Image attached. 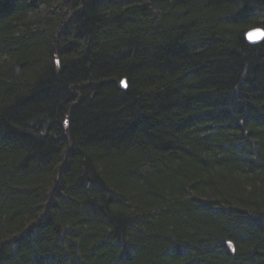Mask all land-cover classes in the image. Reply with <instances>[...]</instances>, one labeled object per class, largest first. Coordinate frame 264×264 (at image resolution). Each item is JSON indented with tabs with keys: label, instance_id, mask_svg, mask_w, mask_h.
I'll return each mask as SVG.
<instances>
[{
	"label": "trees",
	"instance_id": "1",
	"mask_svg": "<svg viewBox=\"0 0 264 264\" xmlns=\"http://www.w3.org/2000/svg\"><path fill=\"white\" fill-rule=\"evenodd\" d=\"M256 27L264 0H0V264H264Z\"/></svg>",
	"mask_w": 264,
	"mask_h": 264
},
{
	"label": "water",
	"instance_id": "2",
	"mask_svg": "<svg viewBox=\"0 0 264 264\" xmlns=\"http://www.w3.org/2000/svg\"><path fill=\"white\" fill-rule=\"evenodd\" d=\"M247 38L252 43L260 42L264 39V31L260 28H254L247 33Z\"/></svg>",
	"mask_w": 264,
	"mask_h": 264
},
{
	"label": "bare ground",
	"instance_id": "3",
	"mask_svg": "<svg viewBox=\"0 0 264 264\" xmlns=\"http://www.w3.org/2000/svg\"><path fill=\"white\" fill-rule=\"evenodd\" d=\"M256 28H260V29H262V30L264 31V29H263L262 27H256ZM252 29H254V28H252ZM252 29H250V30H252ZM250 30H249V31H250ZM249 31H248V32H249ZM248 32H247V33H248ZM246 37H247V34H246ZM247 40H248V38H247ZM263 40H264V39H263ZM263 40H262V41H263ZM248 41H249V40H248ZM262 41H260V42H262ZM249 42H250V41H249ZM260 42H257V43H260ZM250 43H252V42H250ZM254 44H256V43H254Z\"/></svg>",
	"mask_w": 264,
	"mask_h": 264
},
{
	"label": "rangeland",
	"instance_id": "4",
	"mask_svg": "<svg viewBox=\"0 0 264 264\" xmlns=\"http://www.w3.org/2000/svg\"><path fill=\"white\" fill-rule=\"evenodd\" d=\"M125 83H123V85H124Z\"/></svg>",
	"mask_w": 264,
	"mask_h": 264
}]
</instances>
